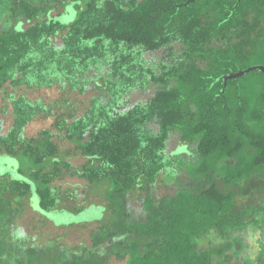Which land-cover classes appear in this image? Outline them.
Instances as JSON below:
<instances>
[{
  "label": "trees",
  "instance_id": "16d2710c",
  "mask_svg": "<svg viewBox=\"0 0 264 264\" xmlns=\"http://www.w3.org/2000/svg\"><path fill=\"white\" fill-rule=\"evenodd\" d=\"M68 4L72 22L48 18L52 7ZM10 9L7 18L28 26L0 30V113L8 108L11 114L0 155L31 164L27 176L37 184L44 211L65 210L55 182L77 173L68 160L74 152L85 160L78 177L88 184L107 181L111 189L90 248L21 253L3 233L18 214L9 200L29 199L32 191L28 182L0 177V264H103L97 253L103 244L108 254L126 256V264H233L245 247L234 234L243 230L256 233L258 244L254 257L238 264H264V202L236 210L239 188L264 184V72L224 82L264 66V0H11ZM159 50L169 64L158 71L145 67L141 55ZM102 67L107 103L92 101L82 118L64 127L60 144L46 131L37 139L23 137L26 126L48 111L18 94L21 87L65 82L74 89L78 75ZM146 83L155 87L146 103L110 114L120 97ZM173 133L182 153L194 145L191 161H176L193 186L178 183L173 195L156 200L152 186L165 170L172 178L171 158L182 154H165ZM61 143L68 148L61 150ZM132 191L142 195L140 222L127 220L124 196ZM209 235L221 241L202 246Z\"/></svg>",
  "mask_w": 264,
  "mask_h": 264
},
{
  "label": "rangeland",
  "instance_id": "374dc122",
  "mask_svg": "<svg viewBox=\"0 0 264 264\" xmlns=\"http://www.w3.org/2000/svg\"><path fill=\"white\" fill-rule=\"evenodd\" d=\"M9 13H11L10 5L0 0V30L5 29L8 25L4 19ZM73 13L74 15L71 17L60 18V22L62 24L72 22L75 16L74 10ZM27 26V24H24V27ZM54 45L57 48L60 46L58 41L54 42ZM174 49V57H176L180 53L177 44H174ZM141 59L144 61L145 67H151L156 71H158L160 64H169L165 50L143 53ZM105 79V67H102L100 70L93 69L81 76L78 75L80 83L76 84L74 89H70L65 82H60L51 88L27 89L21 87L17 91L18 94L24 95L32 102L43 103L44 109L48 111L46 117L35 118L26 126L22 133L23 137L30 140L37 139L42 131H46L51 141L60 144L58 138L62 136L64 127L71 121L82 118L92 101H95L97 105L108 102L109 97ZM154 92L155 87L146 83L142 89H134L120 97L110 114L123 113L136 104H144ZM8 103L6 102L4 105L8 107ZM10 124L11 114L7 108L5 112L0 113L1 136L8 132ZM182 145L183 143L179 140L178 134H171L167 141L165 154L168 155L173 151H177V153L184 152ZM60 148L65 150L68 146L66 143H61ZM187 151L171 158L172 166L169 169L172 171V178L168 176L167 170L160 173L151 191L156 200L162 196L173 195L179 188L178 183L183 186L188 185L189 188L193 186L192 180L186 176L184 170L179 169L176 162L177 160L184 163L191 161L194 145H189ZM68 160L73 165L72 170H77V173L74 175L69 173L62 180L55 182V186L60 191L59 208L65 210H42L44 212L41 213L43 218L36 213V211L39 212L40 208L39 199L34 192L37 184L27 176L28 170L32 168L31 164L23 158L0 155V176L8 177L12 181L28 182L32 191L29 199L9 200L10 203H14L18 207V214L3 233V238L8 246L18 249L21 253L29 249L47 248L57 252L73 254L83 247L90 248L91 235L98 229L99 223L104 221L107 214L104 209L106 205L105 198L111 186L107 181L88 184L79 178L78 171H80V167L85 160L79 157L77 153H71ZM18 169L23 170L24 173H19ZM238 193L240 194L236 200V210L238 212L242 210L252 211L264 202V184L261 182H249L239 188ZM124 200L127 220L132 222L142 221V195L138 191H132L125 194ZM80 208H83L81 212H75ZM59 213L62 216H54ZM52 217L55 218L54 224L48 219ZM257 232L260 234L263 231L260 229ZM234 235L240 239L245 247L241 250L237 259H232V263L238 264L246 256L253 258L258 244L256 233L252 234L243 230L237 231ZM220 241L221 239L214 235H209L199 242L202 246H206L218 244ZM97 253L103 258V264H126V256L116 253L108 254L106 244L99 246Z\"/></svg>",
  "mask_w": 264,
  "mask_h": 264
},
{
  "label": "flooded vegetation",
  "instance_id": "af4514ba",
  "mask_svg": "<svg viewBox=\"0 0 264 264\" xmlns=\"http://www.w3.org/2000/svg\"><path fill=\"white\" fill-rule=\"evenodd\" d=\"M2 1H4L5 3H7L9 5L11 3V0H2ZM73 10H74V8H73V6H71V4H68L67 6H64V7L54 6L48 12V18L56 19L58 23H61L60 18H62V17L66 18L67 16L71 17L72 15H74ZM54 12H55V14L52 15V13H54ZM4 20L7 21V24L9 26H12L14 28H20L21 29V28H24V24L28 25L27 22H24V21L19 20V19L15 21V20H12V19L6 17V19H4ZM0 23H1V21H0Z\"/></svg>",
  "mask_w": 264,
  "mask_h": 264
},
{
  "label": "water",
  "instance_id": "95a60500",
  "mask_svg": "<svg viewBox=\"0 0 264 264\" xmlns=\"http://www.w3.org/2000/svg\"><path fill=\"white\" fill-rule=\"evenodd\" d=\"M253 70H259V71H262V72H264V66H261V65H257V66H252V67H249V68H246L245 70H243V71H238V72H236V73H234V74H230V75H228V76H226V77H224V82L226 81V80H228V79H236V78H239L240 76H242L243 74H245V73H248V72H250V71H253ZM31 207V206H30ZM44 211V210H43ZM40 208H39V212L38 211H36L37 213H44ZM42 215V214H41ZM54 216H62L61 215V213H59V214H55ZM53 224L55 223V218L54 217H52V218H48Z\"/></svg>",
  "mask_w": 264,
  "mask_h": 264
},
{
  "label": "crops",
  "instance_id": "0c3cea01",
  "mask_svg": "<svg viewBox=\"0 0 264 264\" xmlns=\"http://www.w3.org/2000/svg\"><path fill=\"white\" fill-rule=\"evenodd\" d=\"M0 177H3V176H0ZM53 224V223H52Z\"/></svg>",
  "mask_w": 264,
  "mask_h": 264
}]
</instances>
